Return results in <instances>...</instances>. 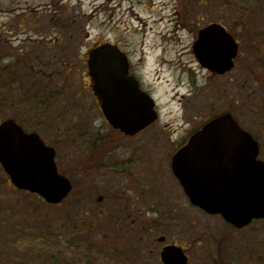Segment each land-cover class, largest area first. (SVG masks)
Wrapping results in <instances>:
<instances>
[{
	"label": "rangeland",
	"instance_id": "obj_1",
	"mask_svg": "<svg viewBox=\"0 0 264 264\" xmlns=\"http://www.w3.org/2000/svg\"><path fill=\"white\" fill-rule=\"evenodd\" d=\"M212 21L240 44L234 69L222 77L201 69L192 49V30ZM96 38L121 40L135 50L134 62L144 48L140 76L160 113L135 141L158 209L146 212L149 201L126 192L128 229L121 209L105 213L112 202L123 206L111 202L109 189L126 184L114 164L128 159L133 142L119 138L103 177L84 170L78 177L74 161L97 132L111 130L80 69ZM221 112L255 138L264 162V0H0V122L27 119L25 129L55 147L73 184V202L61 209L16 189L0 166V264H161L160 235L183 244L190 264H264V220L237 229L207 214L168 169L173 148ZM99 195L108 199L97 202Z\"/></svg>",
	"mask_w": 264,
	"mask_h": 264
},
{
	"label": "water",
	"instance_id": "obj_2",
	"mask_svg": "<svg viewBox=\"0 0 264 264\" xmlns=\"http://www.w3.org/2000/svg\"><path fill=\"white\" fill-rule=\"evenodd\" d=\"M237 50L220 24L201 29L193 46L201 65L217 74L232 69ZM87 62L94 95L110 126L133 135L158 118L154 98L128 74L126 56L116 45L92 49ZM258 154V142L231 113H224L187 139L172 155L171 168L191 204L242 228L254 219L264 220V162ZM0 165L18 190L49 204L61 202L72 189L69 179L58 173L54 149L13 119L0 124ZM160 255L163 264H187L180 247L165 246Z\"/></svg>",
	"mask_w": 264,
	"mask_h": 264
},
{
	"label": "flooded vegetation",
	"instance_id": "obj_3",
	"mask_svg": "<svg viewBox=\"0 0 264 264\" xmlns=\"http://www.w3.org/2000/svg\"><path fill=\"white\" fill-rule=\"evenodd\" d=\"M111 7L112 8L109 9V14H108V20L110 22L113 21V17L115 15V8H114V6H111ZM210 24H220V25L223 26V24H221V23H219L217 21L216 22L212 21V22H209V23H207V24H205L203 26H200L196 30L195 29L192 30L196 34L195 38L193 40L192 49H193L195 41L198 38V34H199L200 30L203 29L204 27L210 25ZM223 27L225 28V30L228 33H230L226 29L225 26H223ZM87 37H88V35H87ZM232 37L234 38L235 42L237 43V48H238L237 54H236L235 58L233 59V67H232V69H230L229 71H227L225 73L217 74V73L209 70L207 67L201 65V63L198 61V59L195 56L194 51H193V54H194L198 64L200 65L201 69L206 71L208 74L216 76V77L225 76L228 72H230V71H232L234 69L235 64H236V59H237V57L239 55L240 44H239L238 40H236V38L233 35H232ZM92 41H93L92 43L90 42V44L88 46H86L84 52H82L83 56L80 57L82 59L80 69H82L88 75V77H90V79H91V76L89 74V67H88V62H87L88 61L89 51H91L92 49L98 47L101 44L110 43V44L116 45L120 49V51L123 52L124 55L126 56V59H127V62H128V74L134 76L137 79V81L139 82V86H140V88L143 91H145V92L149 93L150 95H152L151 91L145 86V83L143 82L142 77L140 76V74L143 72V70H144V68L146 66V62L148 61V59L145 57L146 52H145L143 47L140 48V57L138 58V60L136 62H134L133 57H134L135 50L134 49H128L121 40H118V39L114 40V39H111V38H105V39L98 40V38H96V39H94ZM89 86H90L89 89L92 92L94 101H95V103H96V105L98 107L100 115H102L104 117V115L102 114L101 108H100L99 101H98V99L96 98V96L94 95V92H93V82H92V80L90 81ZM156 109L158 110V107H156ZM224 113H230V112H224ZM221 114H223V113L221 112L218 115H215V116H213L210 119H213V118H215V117H217V116H219ZM10 119H13L24 130V132H26V133H36L39 136V138L45 143V145H47V146H49V147L54 149V151H55V163H56V166H57L58 173H60L61 175L65 176L67 179H69V181L71 183V186H72L71 192L60 203L57 204V207L59 206V208L63 209L69 202H73V195L71 194L73 192V184H72L70 178L68 177V175L66 174V172L61 169V167L63 166V161L60 158L56 159L57 152H56L55 147L53 145H49L48 143H46V141L43 140V138L40 136L38 131H28V130H26L24 125H26L27 119H25V121L17 120L15 118H10ZM104 119H105V117H104ZM157 121L158 120H156L154 123H152L151 125H149L145 129H143V130H141V131H139V132H137V133H135L133 135H126L125 133L121 132L120 130L114 129L112 126H110V124L106 120V122L110 126L111 130L107 131V132H105V131H99L100 133L97 132L96 136H95L96 139L92 138L90 140V142L92 141L91 146H89V145L88 146H82V147H87V148H83L84 150H81V151L78 149V152L74 156V161L78 165L77 168H76V172L78 174V177H80L83 174V170H84V172H89V174H92L94 177H103V176H105L106 173L111 171L112 163H108L107 159L112 155V153L114 151H116L119 148V146H118L119 138L123 139V140H129V141L133 142V143H130L131 150L129 152L128 159L125 162L114 164L115 166L118 167V169L115 170L117 173H119L118 175H120V176L122 175V176L126 177V179H125L126 184L123 185V181H118V183L122 186L121 188L116 189V190H113V189L110 190L109 189L111 202L114 199H117L116 202L123 201V206H121L122 204L116 205L115 202H112L110 204V208H108V210H107V213H105V214L110 215V216H112L115 213V211L114 212L112 211V208L114 207L112 205H115L114 209H116V211H118V212H119V209H121L122 210L121 211L122 219H121L120 222H121L122 227L126 228V229H128L126 221L124 220V212H125V209H127L126 205H124V203H125L124 199H125L126 192L132 191V192L135 193L137 199L141 196L145 200L149 201L150 204L145 208L146 212H148V213L151 212L152 213V212H154V210L158 209V207L156 206L158 204V202L156 200H159V199L157 197H154V192H153L154 186H156V185L149 186L145 182L147 171L143 172V170H140V169H142L140 167V164L143 161L144 162L146 161L145 158L147 159V156H145V157L142 156V153L137 148V143H135V141L137 140L138 136L140 134H142L145 130H147L150 127H152ZM200 127H202V125H199L198 128H200ZM198 128H196V129L198 130ZM196 129H194V130H192L190 132L191 134L188 136V138L193 133H195L197 131ZM188 138L186 137V139L181 144L176 145L175 148H173L174 150H173V152H172V154L170 156V159H169V165H168V169L169 170L171 168L172 155L181 146H183L186 143ZM84 144H87V142H84ZM170 171L173 174L172 168H171ZM122 173H124V174H122ZM174 177H175V175H174ZM176 180H177V178H176ZM177 182L179 183L178 180H177ZM126 185H128L127 188H126ZM179 185H180V183H179ZM180 187H181V185H180ZM123 193H124V195H123V198H122V194ZM107 199L108 198L105 199V197L103 195H99V196H97L96 201L97 202H104ZM187 199L189 200L188 197H187ZM128 213H129L130 216H134L135 215V211L133 210L132 207H128ZM216 216H218V215H216ZM244 228H246V227H244ZM156 241L159 244H161L159 246L157 252H156V257L159 259L161 264H163V262L161 260V255H160L161 251L163 250V248L165 246H168V245H173V246H176V247H180L181 250L183 251L184 255L187 258V264H190V257L188 255L187 249L185 248V246L183 244H181L178 241L173 240L172 237H171L170 240H168L166 235L158 236L156 238Z\"/></svg>",
	"mask_w": 264,
	"mask_h": 264
}]
</instances>
